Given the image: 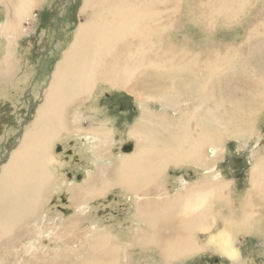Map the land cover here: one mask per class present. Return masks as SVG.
<instances>
[{"label":"bare ground","instance_id":"obj_1","mask_svg":"<svg viewBox=\"0 0 264 264\" xmlns=\"http://www.w3.org/2000/svg\"><path fill=\"white\" fill-rule=\"evenodd\" d=\"M228 1L237 5L238 8L245 3L244 0ZM41 2L42 0H8L6 7L10 11L7 17L5 16L6 21L0 27V34L9 43L18 38L22 34V22L27 17L33 18L32 12ZM135 2L134 0H83L80 11L81 14H85V20L78 24L72 43L55 66L33 122L23 132L8 162L1 167L0 240L4 235L14 233L13 230L19 224V218L36 216L44 193L52 187L53 181L57 178L58 159L52 155L51 147L63 133L72 132L70 135L73 134L74 141L78 138L81 144H89L93 155L100 156L103 161L111 160L108 165H116L117 168L113 169V177H111L107 172L103 173V168L108 166L103 165L99 174L88 175L85 180L86 189H80L78 186L72 188L73 194L75 196L80 194V198L76 205L77 218H68L62 222V228L67 232L72 233L75 227H79L85 219L83 215L86 213L84 210L86 199L93 200L103 196L112 185H119L133 194L137 205L135 217L142 219L146 225V229H139L140 232L134 237L136 245L141 249L151 247L158 249L164 263L191 258L213 249L231 264H247L234 243L238 234L247 236L254 233L264 240V217L260 216L258 208L264 209V149L254 153L248 173L249 192L246 195L247 198L245 197L246 200L243 198L235 204L229 200L231 193L229 183L219 178L218 172H214V164L211 163L215 161L217 151L221 150L223 139L232 137L244 139L251 135L254 117L259 116L258 113L264 106V27L259 34L258 30H255L253 35L257 39V46L256 48L249 46V55L246 53L240 61L235 60L234 54L238 51L231 49L230 51L233 50L234 53H231L230 60L220 62L216 59L205 62L200 70L194 63L192 66L186 65L192 64L191 61H184L186 62L184 65L179 59L182 64H177L180 68L177 65L176 67L178 71L180 70L181 79L175 78L176 67H172L171 73L168 72L169 70H160L150 76L146 74L148 72H145L146 78L148 75L149 78L147 81H142V89L148 91L158 85L156 92L162 94L161 97L172 98V101H169V107L185 102L184 97H187L189 92L194 93L195 97L188 99L192 100L191 107L186 109L189 111L187 113L183 111L182 116L172 123L165 118L146 115L145 109L142 117L139 118L140 121L134 124L135 126L129 132V136L135 140V149L131 154H119L114 161L112 156L104 154L107 141L110 140L106 139L105 133L101 132L100 128L96 127V130L86 132L77 131V127L72 128L79 126L75 124L82 120L79 108L74 111L70 120H66V106L80 97L90 95L96 83L101 81L109 83L110 86L112 83L117 85L115 80L117 81L120 77L128 80L135 76L134 72L139 68L137 66L141 63L142 66L146 65L145 61L143 63V58H147V52L152 47L150 37L153 27L161 30L159 25H162L163 18L162 10L158 11L153 5L154 3L164 4V1L142 0V4ZM223 11L225 13L226 9ZM123 42L122 47L120 43ZM121 47L127 49L124 54L127 60L123 58L126 60L124 63L119 55ZM209 56L212 57V55ZM148 66L159 68L150 59ZM222 67H225L227 75L230 74V81L235 78L232 75L239 71L240 76H236L235 80H242L239 86L246 90L248 102L245 108L233 105L230 112L224 108L223 101L220 105L218 102L213 107L208 106L214 100V95L216 96L215 92L219 86L217 83L224 79L225 74H221ZM222 87L221 84V89ZM218 92L222 93L221 90ZM68 107L70 109V106ZM242 113L251 118H243ZM193 124L195 128H192ZM184 164L201 168L204 171V179L194 184L182 182L180 190L174 195L168 194L163 187L162 189L155 187L156 180L167 166L176 167ZM109 173L111 174V170ZM252 194L257 195L259 203H263L259 206L254 203L256 197ZM95 226V224L92 225L91 240L84 241L81 238V249L76 253L81 255L85 245L88 244L95 252L106 251L109 262L115 263L122 254H118V245L110 242L113 235L111 236L110 232L104 231L103 228L101 231H95L99 230L94 228ZM215 226L218 228L214 234H209L204 241L200 239V233L208 232ZM75 239V235L72 237L65 235L62 241L67 244ZM99 258L95 256L87 262L80 261L79 264H99Z\"/></svg>","mask_w":264,"mask_h":264},{"label":"rangeland","instance_id":"obj_2","mask_svg":"<svg viewBox=\"0 0 264 264\" xmlns=\"http://www.w3.org/2000/svg\"><path fill=\"white\" fill-rule=\"evenodd\" d=\"M163 1L164 4L154 3L153 5L158 11L162 10L163 18L162 25H159L161 30L153 27L150 37L152 47L147 52V58H143V63L145 61L146 65L142 66L141 63L137 66L139 68L135 70V76L128 80L121 77L117 81L115 80L117 85L112 83L110 86L109 83L101 81L96 83L95 89L90 95L80 97L65 108L66 120H70L78 108L81 112L82 120L75 124L79 126L72 128L77 127L76 130L80 132L100 128L101 132L105 133L106 139L110 141H107L104 154L112 156L114 161L117 160L119 154H131L134 151L135 140L129 136V132L140 121L139 118L142 117L145 109L146 115H153L160 119L165 118L172 123L182 116L183 111L186 113L189 111L186 109L191 107L192 100L188 99L195 97L194 93L190 94L189 92L188 96L184 97V99L186 98L185 102L176 105L177 107H169V101H172V98L161 97L162 94L156 92L158 85L145 91L142 89V81H147L150 74L160 70H169L168 72H170L172 67L175 68L177 64L186 63L184 61H191L192 64L186 65L192 66L194 63L199 70L205 65V62H212L216 59L220 62H227L234 53L233 50L238 51L234 55L235 60L240 61L241 57L250 51L249 46L254 48L257 46V39L253 35L255 30H258L259 34L264 27V0H244L245 3L239 8L237 5L229 3L228 0ZM135 3L142 4V0H137ZM82 5L83 0H42L39 6L34 8L33 18L27 17L22 22V34L18 38L9 43L0 34V170L18 146L23 132L33 122L55 66L61 60L69 44L72 43L78 24L80 25L85 20V14H81L80 11ZM6 6H8V0H0V27L6 21V15L10 11ZM210 6L212 7L209 9ZM214 7L215 9H213ZM120 45L123 47L124 42ZM122 47L119 55L124 56L127 49H122ZM146 47L148 48V46ZM231 49L233 50L230 51ZM121 56V61L124 63L127 60L126 55ZM148 58L159 68L147 67ZM179 59L183 62L181 63ZM177 67L180 68L178 65ZM178 68L175 78H180ZM224 68L221 69V74H225L224 79L217 83L219 86L215 92L216 96L214 95L216 101L213 100L214 103L212 101L208 106L213 107L218 102L220 105L223 101L224 108L230 112L233 105L245 108L248 102L246 90L239 86L242 82L241 79H239L241 81L235 80L236 76H240L239 71L232 75L235 78L230 81L231 76L227 75V71L225 73L226 69ZM145 72L149 74L147 78ZM221 84L223 85L222 89ZM122 86L124 88H121ZM218 90H221L222 93H219ZM224 100H226L225 103ZM244 114L242 113L243 118H251ZM258 114L257 118L254 117L252 133L249 135L250 137H246L247 141L246 138L223 139L221 150L217 151L215 161L211 163L214 164V172H218L219 178L229 183L231 190L229 200L234 204L245 197L247 198L246 195L249 192L248 173L254 153L264 149V106ZM171 119L173 120L171 121ZM192 128H195L194 124ZM70 131L72 130L70 129ZM71 133H63L51 147L52 155L58 159L57 178L53 181L52 187L44 193L36 216L19 218V224L13 230L14 233L1 237L3 239L0 240V264H56L59 262L79 264L80 261L87 262L95 256L100 257L99 264H112L107 258L106 251H103L104 253L102 251L95 252L88 244L85 245L81 255L76 253L81 249V238L84 241L91 240L93 224L96 225L94 228L99 229L95 231H101L103 228L104 231L106 230L110 232L111 236H114L111 237L112 241H109L118 245V254L123 256H119V260L113 264H154V261L155 264L160 262V264H231L229 260L221 257L213 249L171 263H164L156 248L141 249L136 245L134 237L140 230L146 229V225L142 219L135 217L137 205L133 194L119 185H112L103 196L93 200L86 199L84 204L86 213L83 215L85 219L79 227H75L72 233L69 231L68 233L62 228V222L68 218H77L76 205L80 198V194L78 196L73 194L72 188L78 186L80 189H86L85 180L88 175L99 174V171L102 170L101 166H107L111 161H103L100 156L93 155L90 145L81 144L78 138L74 141ZM190 165L167 166L156 180L155 187L158 189L163 187L168 194L174 195L180 190L182 182L194 184L203 180L204 171ZM115 167L116 165H108L107 168H103V173L107 172L108 176L113 177L112 171L116 170L117 167ZM257 199L256 197L254 203L259 206L263 202L259 203ZM258 208L260 216L264 217V209ZM223 211L225 210L223 209ZM257 211L259 210L257 209ZM83 216L82 218H84ZM217 228L218 226H215L208 232L197 235L204 241L209 234H214ZM65 235L66 237L75 235L76 239L72 240V243L65 244L62 241L65 239ZM87 235L88 237H86ZM121 241L122 243H120ZM121 245L124 246L121 247ZM234 246L239 250L243 260L247 261V264H264V240L257 234L253 233L247 236L238 234Z\"/></svg>","mask_w":264,"mask_h":264}]
</instances>
